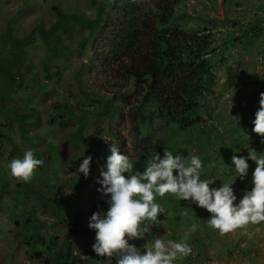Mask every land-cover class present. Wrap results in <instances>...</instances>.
Returning a JSON list of instances; mask_svg holds the SVG:
<instances>
[{
  "label": "rangeland",
  "instance_id": "rangeland-1",
  "mask_svg": "<svg viewBox=\"0 0 264 264\" xmlns=\"http://www.w3.org/2000/svg\"><path fill=\"white\" fill-rule=\"evenodd\" d=\"M101 1L0 0V56L1 49L10 47L14 38L22 40L32 36L27 50H22L23 63L13 71L15 79L6 72L9 66L0 64V96L7 98L11 94L4 103L12 111L9 118L0 115V264H95L96 261L116 264L114 257H98L91 247L95 233L87 227V217L98 208L106 207L93 178L108 155L110 143L129 155L135 169H143L151 152L162 153L160 144L145 139L134 124L122 120V107L110 119L108 114L99 113L101 103L90 97L92 90L110 79L111 68L104 66L95 54L103 45L97 34L86 38L87 27L67 20V28L61 35L65 44L78 48L80 42L88 40L80 49L81 56L67 52L56 57L49 54L36 29L38 25L48 29L61 19L56 8L93 18ZM176 14L185 15L174 19L173 26L188 31L209 30L216 39L215 44L222 49V57L213 68L215 87L207 93L201 114L224 131L227 144L214 151L198 131L179 128L177 124L162 126L160 132L164 134L167 149L180 151L187 159L192 155L201 158L202 178L228 182L236 176L232 165L227 163L232 152L246 154L248 147L264 150L259 137L251 132L259 93L264 91V0H187L177 6ZM82 66L86 70L80 73ZM77 76L84 86L77 85ZM121 85L117 81L114 90ZM83 87L91 93H86ZM17 113L33 114L23 132L21 123L13 116ZM84 122L81 136L75 137L74 133ZM220 144L219 140L212 142L217 148ZM15 148L44 153L43 163L53 159L47 178V172H42L43 166L34 169L33 176L42 188L41 198L35 195L15 198L11 194L15 180H20L8 168L9 156ZM89 153L93 161L89 177L84 179L76 168L82 155ZM248 186V182L239 179L233 185L238 197ZM62 198L66 199L70 211L64 219L57 220L50 209ZM155 200L164 208V213L150 222L152 230L145 240L134 241L137 246L150 244L154 237L186 243L191 252L186 256L178 254L172 264H264V221L221 234L207 224L209 213L193 201L179 200L169 193ZM177 201L183 202L179 208L174 206ZM78 213L80 220L75 217ZM74 226L79 232L68 237ZM42 235L47 239L43 240ZM66 238H69L67 247ZM52 239L57 245L47 244ZM42 243L49 248L43 257ZM48 254L49 262L45 259Z\"/></svg>",
  "mask_w": 264,
  "mask_h": 264
},
{
  "label": "trees",
  "instance_id": "trees-1",
  "mask_svg": "<svg viewBox=\"0 0 264 264\" xmlns=\"http://www.w3.org/2000/svg\"><path fill=\"white\" fill-rule=\"evenodd\" d=\"M186 1L102 0L97 5L96 15L93 18L83 17L77 13H64L55 7L61 19L48 29L39 25L36 29L46 43L49 54L56 57H61L67 52L81 56L80 49L85 47L88 40L80 42L78 48H70L65 44L61 35L67 28V20L87 27L89 36L86 38L95 33L103 41V45L95 54L102 60L104 66L111 68L110 79L92 90L93 95H90L96 103H101L99 113H106L110 119H113L122 107V120L130 121L145 139L155 140L162 149L168 144L164 142L165 137L160 129L162 126L177 124L179 128H192L193 131H198L205 144L210 143L215 148L214 151H219L220 147L225 148L227 144L224 131L213 122H208L202 116L201 110L205 105L203 101L207 93L214 90L213 68L222 57V49L215 44L216 39L209 30L188 31L173 26L174 19L185 15L177 16V6ZM31 41L32 36L22 40L14 38L10 47L1 49L0 64L9 66L8 70L4 69L13 79L16 76L13 71L17 65L23 63L22 50L24 48L27 50ZM15 44H18L17 49ZM232 45H235L234 42ZM221 60L223 63L224 58ZM85 70L86 68L82 66L80 73ZM76 81L78 86H84L79 76ZM117 81L122 85L120 89L114 90ZM83 90L91 93L87 88L83 87ZM9 97L11 94H8L7 98L0 96V115L5 118L12 116V111L6 108L4 103ZM13 116L21 123L19 127L23 132L26 124L32 121L33 114L17 113ZM84 124L85 122L74 133L75 137L81 136ZM215 140L221 142L219 148L212 145ZM32 152L35 158L40 160L43 158L44 153L34 149ZM23 154L24 151L15 148L11 151L8 161L10 162L14 157L22 158ZM53 163V159L49 158L40 165L45 168L43 174L47 172L45 178L49 176L48 171ZM37 180L38 178L34 176L27 182L15 180V189L11 194L15 198L30 195L41 198L42 188ZM3 190L5 191L4 188ZM55 203V208L52 207L50 210L57 216V220H62L70 211L69 205L65 198ZM182 203L177 201L174 204L175 208H179ZM75 217L80 220V213ZM79 230L76 226L71 227L68 237ZM42 237L43 240L47 239L46 236L42 235ZM47 244L57 245L54 239ZM65 245L69 246V238H66ZM48 249V246L42 243V257ZM64 251L65 249L62 250L63 253ZM62 252L59 251V254ZM45 259L48 262L51 260L49 254ZM54 260L58 261L56 257ZM95 264L98 262L96 261Z\"/></svg>",
  "mask_w": 264,
  "mask_h": 264
},
{
  "label": "clouds",
  "instance_id": "clouds-1",
  "mask_svg": "<svg viewBox=\"0 0 264 264\" xmlns=\"http://www.w3.org/2000/svg\"><path fill=\"white\" fill-rule=\"evenodd\" d=\"M251 125V132L264 145V91L259 93ZM246 149V154L232 152L228 158L235 178L216 183L218 179L201 177L202 160L197 155L187 159L180 151L163 148L162 153L151 152L141 170L135 169L129 155L110 143L108 155L93 178L106 207L87 217V227L95 233L91 245L94 253L98 257H114L116 264H172L178 254H189L191 248L186 243L158 237L142 246L134 242L145 240L152 230L150 222L164 213L155 197L166 193L179 200H191L206 210L207 224L221 234L264 221V150ZM82 157L76 171L87 179L93 156L89 153ZM42 163L29 149L22 158L14 157L8 168L11 175L27 182ZM237 179L249 184L239 197L233 187Z\"/></svg>",
  "mask_w": 264,
  "mask_h": 264
}]
</instances>
